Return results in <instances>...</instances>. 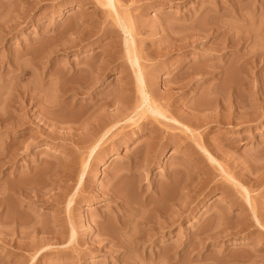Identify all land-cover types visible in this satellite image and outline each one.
<instances>
[{"label": "rangeland", "instance_id": "obj_1", "mask_svg": "<svg viewBox=\"0 0 264 264\" xmlns=\"http://www.w3.org/2000/svg\"><path fill=\"white\" fill-rule=\"evenodd\" d=\"M105 4V0H0V154L7 150L17 153L16 159L2 166L0 186L13 190L42 184L55 178L52 173L69 167L75 185L82 159H87L92 170L86 183L87 198L72 212L77 238L82 239L80 248L87 252L80 256L76 252L79 246L68 245L66 237L59 245L50 243L53 245L46 249L40 264H264V229L248 213L249 198L264 225V0H115L131 27L148 84L157 93L155 103L194 132L192 135L174 124L166 128L158 138L153 163L146 161L156 148H146L151 134L139 130L144 120L154 121L150 114L122 124L99 148L102 152L91 158L90 147L78 149L74 140L47 136L52 131L74 134L78 121L91 112L101 111L102 119L93 114L96 120L105 119L100 121L106 129L112 127L118 106L104 109V115L96 107L115 94L117 97L122 84L134 91L126 95L131 110L138 104L124 45L126 34ZM106 60L111 64H105L100 83L88 91L79 90L78 96L72 92L83 80V75L81 80L73 76L76 72L81 74L87 66L103 67ZM212 66L217 67L214 74L208 72ZM20 86L29 87L34 99L23 102L17 92ZM167 88L174 93L169 101L160 94ZM10 96L20 101L11 106ZM217 100H231L238 111L255 121L247 118L253 122L248 121L247 126L224 122L215 117ZM241 101L245 107L240 110ZM22 109L29 112L26 121L21 119ZM228 114L222 111L218 116ZM13 118L24 125L15 127L19 134L31 132L36 124L44 128L46 120L60 126L44 128V139L35 143L12 131ZM11 137L17 138L14 145ZM114 173H119V179ZM106 192L115 193L121 206L141 209L143 215L149 212L157 218L161 215L157 211H172L170 217L176 218L180 215L175 211L176 202L183 205L184 209L178 208L183 215L172 226L159 225L165 231L154 243H128L120 248L116 218L120 211ZM13 193L3 201L1 214L10 218V226L16 227L21 220L53 224L48 219L54 208L27 205ZM133 209L124 210V220L134 217L129 224L143 217L138 211L134 213L140 218L132 215ZM142 225L136 227L141 233ZM99 235L105 237L104 242H98ZM59 251L73 256L65 259ZM24 254L14 261L30 256Z\"/></svg>", "mask_w": 264, "mask_h": 264}, {"label": "bare ground", "instance_id": "obj_2", "mask_svg": "<svg viewBox=\"0 0 264 264\" xmlns=\"http://www.w3.org/2000/svg\"><path fill=\"white\" fill-rule=\"evenodd\" d=\"M105 3H106L105 6L111 10V14L114 15L116 22L118 23L120 28L123 30V32H125V34H126L124 45H125V50L127 52L128 60L130 62L131 68H132V73H133L132 75L135 78L136 94H137V98H138V104L136 105V107L133 110H131V108H130L131 103L129 101L130 99L126 98V97L129 94L132 95L134 91L132 90L133 91L132 92L131 89L129 88V86L122 84L121 83L122 81H120V83L123 86H121V88L119 89V92H117L118 93L117 97L115 94V96L113 95L114 97L112 99H110V100L106 99L105 100L106 102H104V100L100 98V100H103L102 103L99 101L101 105L98 103V101H96L100 105V107L97 106L96 108L98 110H103V115L105 114L104 109H106V108L108 109L112 104L118 106L117 113H119V115L114 116L115 117L114 122H116V123L112 127L106 129V127L104 125L105 123L101 122V121H105V119L101 120L103 117V116H101L102 115L101 111H99V113L91 112L92 115L90 113L86 114L87 117H85L84 120L81 119L80 121H78L79 124H78V127L76 128L74 134L73 133L72 134L66 133V132L63 134H57L56 132L52 131V132H49L47 134V136L56 135L57 138L62 139L64 141L74 140V143L78 149H86L87 147H90L88 149V151H89V158H91L94 154L102 152V150L99 148L103 145V143H105L106 140H108L110 135H112L115 131H117L118 127L122 126V124L127 123L129 121H132L135 117L139 116L140 114L141 115L150 114L154 121H145L144 120V122H142V124L139 125V130H140V134L142 132L145 133V131L150 132L149 134H151V138L149 139V142L146 143V145L148 146L146 148H148L149 150L154 149L155 147L156 148L154 151H150L151 154H149V155L147 154L148 160H146V161H147V163H153L157 159V153H158L157 146L159 145V144H157V141H159L158 138L160 139L161 135H163L165 133L166 128H168V127L172 126V124H174V125H177V126L183 128L185 131H189V133L191 132L192 135H194V132L189 126L183 124L179 120H176V119L169 117L167 115L166 110H164V108L162 106L155 103V101H154L155 97L154 96H156L157 93H156L155 89H153V87L151 88V86L148 84V80H147L145 71L139 63V58L136 54L135 40H134V37H133L132 32H131V27L128 25V23L125 21V19L120 15V13H119L116 5H115V0H105ZM84 56H88V54H84ZM108 61L111 62V60L103 61L104 62L103 67H101V65H102L101 64L100 67H98V68L95 67L96 69L94 67H92L93 68L92 69L91 66H87L86 67L87 70L83 71L84 74L86 73L85 76H84V74H82L83 73L82 71H78L79 73L82 72L81 74H78L76 72V70H78V69H75V71L73 70V72H76L78 74V75H76V73L75 74L73 73L74 74L73 76H77L79 78V80L83 79L84 81L82 80V83H84V84H82L81 81L79 82L77 77H76V79L74 78L75 80L78 81V83H80V84L76 83V84H78L79 87L77 86L78 88L75 89L76 86L75 87L73 86V84L75 83V80L72 79V81L74 80V83L70 82V84H72L71 87L73 86V88L75 89V91L73 90L72 92H76V95L78 96L82 93V91L80 92L79 90L85 89V91H86L88 88L90 89L94 85L100 83L103 75H105L104 73H106V71H104V70L107 67V65H105V64ZM110 62H108V64ZM88 67H90V68L88 69ZM215 67L216 66H214V67L212 66L211 70L208 72L210 74H214V72H216V69H217V67H216V69H215ZM81 69H83V68H80V70ZM128 72H126V73H128ZM70 76H68V77H70ZM80 76H82V78ZM86 78H87V80H86ZM70 79H69V81H71ZM179 79L180 78H177L175 80L179 81ZM83 85H85V86H83ZM165 85L168 88H170L167 84H165ZM208 87H209L208 89H210V86H208ZM168 88H167V90H165L164 93H160L162 95L163 99H165V101L166 100L169 101L172 98L174 99V93L172 92V90H170ZM210 90H212V86H211ZM227 90H230V89L228 88ZM241 91L243 94L245 92V89H242ZM17 92H19V98L21 100H23V102L27 101L28 99L32 100L35 97V93L32 92L29 89V87H27V86H20V89H18ZM231 92H232V90H231ZM72 95H74V94H72ZM9 98H10V101L13 103L11 106H13L16 102L20 101V99L17 96L15 98H12V96H10ZM217 101L219 104L217 107H215V110L217 112H215V110H213V111L216 114L215 117H221L222 120L225 119V121L223 120L224 122H228L229 124H234V125L236 124L237 126L243 125V124H245V126H247V123H249L251 121H255L251 117H248V116L245 117V114L238 111L237 110L238 106L236 104H233V102H231V100H228V101L227 100H224V101L223 100L222 101L217 100ZM241 103H242L241 106H239L240 110L244 106L243 101H241ZM47 104H49V103H47ZM254 105H256V104H254ZM46 106H48V105H46ZM48 107H50V106H48ZM48 107H46V108H48ZM98 107L101 109H99ZM96 108H94V110H96ZM12 109H14L13 110L14 112L17 111V108L12 107ZM262 109L264 110V107H262ZM98 110H97V112H98ZM222 111H224L225 113H229V114L226 116H218L219 114H221ZM22 112H23V115H20L21 119L26 121L27 116H29V112L24 110V109H22ZM235 113H237V114H235ZM93 114H98V115L96 116ZM99 114H101V115H99ZM94 116H96L97 118L101 117V119L99 118L97 121ZM247 118L250 119L251 121H249ZM27 122H28V120H27ZM219 123H221V122H219ZM251 123H253V122H251ZM10 124L12 125L11 128H12V131H14V133H18L17 129H15L16 126L17 127L24 126L23 124H21L19 122L17 123L14 118ZM29 124H32V123H29ZM36 125H35V127L29 126L32 129L31 132L21 133V134L18 133V137L32 138L33 142L39 143L42 139H44L43 138V136L45 135V131H44L45 129L44 128L54 130L58 126H60V125H57L56 123H50L47 120L43 122L44 128H39ZM243 128H246V127L243 126ZM80 130L81 131L85 130L86 132L84 131L83 135H79L78 132ZM84 134H86L87 137ZM74 137H76L77 139H75ZM175 138H177V137L175 136ZM10 141H11V145H14L15 142L17 141V138L11 137ZM116 143H117V141H116ZM166 144H167V142H166ZM153 145H156V146L153 147ZM112 148L113 147H111L109 149H112ZM148 149H147V153H148ZM161 149H162V147H161ZM201 150H202V148H201ZM11 151L7 150V153L3 152L2 155L0 154V173L2 171L1 170L2 166L9 164L12 160L16 159L17 153L15 151H12V152ZM205 152L208 153L207 151H205ZM162 155L167 156V154H165L164 152H162ZM108 157H110V156H108ZM209 157H210V160L212 162H215V159L210 154H209ZM67 159H69V158H67ZM146 159H147V156H146ZM43 161H48V160H43ZM70 162H71V159H69V163ZM42 163L43 162L41 161V162H39V164L34 165L33 167H29L27 170V173H30L31 170L37 168ZM70 165L72 166L71 163H70ZM89 168H90V165L87 162V159H82L81 168L79 171L78 178L76 179L75 185H74V182H73L72 177H71V176H73L71 173V168L69 167V168H65L64 171L61 170V172L52 173L51 175H53V177H55V178H51V179L48 178L45 181L46 184L44 182L42 184L20 186L16 189H13V190H11L9 188L4 189V187L0 186V247L3 248V252H2L3 254H0L1 255L0 260L3 259L4 261H6L9 259H12L11 260L12 264H40L41 259L44 256H46V253H45L46 249L50 248L53 245L50 243L53 242L54 244L59 245V243L64 242L66 237H68V239H67L68 245L74 243V244H77L79 246L77 248L76 252H78L80 256L83 255L82 253L87 252L86 249H81L83 247L82 239L77 238V231H76L75 224L73 222L72 212H74V208L77 204H79L82 200L87 198V195H85V193H87L86 183H87V180H89V177L91 176V172H92L91 168L90 169ZM68 169L70 170V172H66V170H68ZM118 171L120 172V170H118ZM118 174L114 173L113 177H115V179H117V177L119 176ZM0 179H1V177H0ZM118 179H119V177H118ZM71 180H72V183H70ZM114 181L116 183V180H114ZM12 191L15 192V193H13V195H15L19 200L23 201L27 205L39 204V205L45 206L46 208H54L55 209L54 214L52 216H50L48 219L49 221L53 222V224H50L47 226V224H41L39 222H31V221L21 220V222L17 221V223L15 225L16 227L10 226L11 225L10 218L7 215H4L1 217V214H2L3 209H4L3 201L6 199V196L9 195V193L10 194L12 193ZM108 191H110L109 188H108ZM70 193H71V195L68 196ZM106 193L107 194H105V195H106V197H108V200L114 204H117L118 209L120 211V214H118L116 216L117 221L119 223V225H118L119 231H118L117 235H119L118 237L120 240L119 241L120 242V248L126 247L128 243L133 245V243L140 244L142 241L143 242L144 241H151V242L154 241L155 242V240H156L155 237L158 236V234H162L163 233L162 230L165 231V229H164L165 227H168L172 223L176 222L177 220H179L181 218V214L183 215V213H181L182 210H179V209L183 208V205L178 204L175 201L176 203L175 202H173V203H175V206H177L179 208V209L175 208V211H177V213H178V211L180 212V215L179 214L176 215V218H175V216H171L173 219L170 217V215L172 214V211L170 212V214L167 211H163V212L157 211L158 214H159V212H161V215L159 214L158 217H157V214L155 213V216L157 218H154L153 213H152L153 215L150 214V216H149V214H148L149 212L147 213V215H146V213H144V215H145L144 216L143 214H141L140 208H139L140 210L138 211V208L137 207L135 208V206L132 207L131 204H130L131 208L129 207V205H126L127 207L125 205L121 206L120 204L117 203L116 199H118L117 198L118 196L115 195V193L114 194H110V192H106ZM76 195H79L81 198L75 199ZM90 195L91 194H89L88 197ZM248 204H249L248 213L253 216V219L255 220L256 224H258L261 228L264 229V225H262L260 222L258 212L253 207V205L251 204V201L249 198H248ZM127 208L129 210L135 208V209H133V213L131 212L132 215H134V216H136L135 213L137 211L139 212L140 217L143 215L144 219H142L143 217H141V219L135 220L138 223H140L141 220L144 221V222L142 221V223H140L141 225L143 224L142 225L143 226V229H142L143 233H141V231L140 232L137 231V229L141 228L140 227L141 225L138 224L139 225V227H138L137 224H134L135 221L133 224H129V223H132L131 220H134L133 216H132L133 217L132 219L130 218L129 220L128 219L124 220V216H123L125 214L124 210L125 209L127 210ZM31 211H32V213L37 214V211H35L33 209H31ZM134 211H136V212L134 213ZM164 212H166V213H164ZM131 213H130V215H131ZM177 213L175 212V214H177ZM172 215H174V213ZM148 216L150 218L153 217L154 220H149ZM137 217H139L138 214H137ZM153 218H151V219H153ZM145 219H148V220L145 221ZM128 221H130V222H128ZM132 225H134V226H132ZM135 225H137V226H135ZM157 225H158V227H157ZM159 225H162V227H164V228H162L161 226L159 228ZM136 227H137V229H136ZM161 231H162V233H161ZM127 234H129V236H126ZM262 235H263V233H262ZM117 239H115V240H117ZM97 240L99 243H102V242H104L105 237L103 235H99L97 237ZM47 243H49V244H47ZM88 249H91V248L89 247ZM24 253H29L30 256H26V258L23 260H20L17 258L18 260L14 261L18 255H25ZM59 254L65 259H67V257L73 256V253L71 254L70 252H66V251H59ZM4 261L2 262V264H10V260H9V262L6 261L5 263H4ZM0 264H1V262H0ZM64 264H66V262Z\"/></svg>", "mask_w": 264, "mask_h": 264}]
</instances>
